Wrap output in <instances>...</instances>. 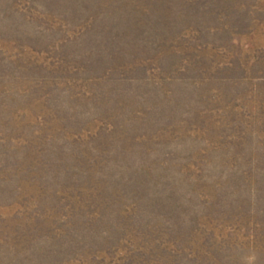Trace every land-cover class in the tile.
<instances>
[{
    "label": "rangeland",
    "instance_id": "374dc122",
    "mask_svg": "<svg viewBox=\"0 0 264 264\" xmlns=\"http://www.w3.org/2000/svg\"><path fill=\"white\" fill-rule=\"evenodd\" d=\"M0 264H264V0H0Z\"/></svg>",
    "mask_w": 264,
    "mask_h": 264
}]
</instances>
